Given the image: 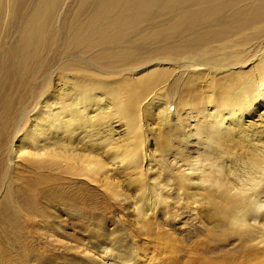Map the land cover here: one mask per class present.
I'll use <instances>...</instances> for the list:
<instances>
[{
	"label": "bare ground",
	"instance_id": "1",
	"mask_svg": "<svg viewBox=\"0 0 264 264\" xmlns=\"http://www.w3.org/2000/svg\"><path fill=\"white\" fill-rule=\"evenodd\" d=\"M25 1L0 0V127L9 125L14 113H19L17 105L10 101L8 89L18 86L34 93L36 89H28L26 79L35 77L46 51L56 42L52 23L60 0H36L19 15ZM77 4L69 22L62 24L63 49L80 54V59L75 60L78 63L84 61L93 69L115 72L123 78L103 83L83 68L86 79L81 78L83 83L76 86L78 95L70 100V107L59 101L57 107L35 115L25 138L17 147L10 144L9 158H0V231L13 249L24 250L15 264H48L50 260L48 244L36 241L38 237L30 239L25 229L26 223L35 225V217L42 211L38 189L47 186L50 199L61 202L66 210L85 189H63V183L43 181V175L23 179L16 185L10 177V165L22 156L40 161L79 158L74 164L81 162L84 170L99 173L107 164L78 153L80 139L94 140L100 129L111 130L113 122L123 121L125 135L135 147L125 149L121 161L140 168L142 155L147 158V147L138 110L148 90L158 85H166L168 94L158 112L167 128L159 136L158 145L168 149L175 143L174 155L192 143L200 151L194 152V157L186 156L187 168L178 163L185 157L161 160L158 170L162 169L151 186L152 200L147 206L132 202V211L148 219L159 217L175 227L180 216L188 221L190 229L196 223V212L209 210L210 219L215 218L213 224L204 230L195 225L194 232L202 237L197 241L201 252L192 253L187 264H264V39L248 48L256 34L264 31V0H79ZM18 18L22 21L16 41L2 46L8 26ZM235 52L239 54L233 55ZM248 55L253 56L248 60ZM232 56L234 62H230ZM225 61L229 63L218 64ZM249 64L252 66L246 68ZM141 67H147L145 72L139 71ZM173 71L177 73L172 77ZM180 81L192 86V90L177 96ZM96 93L104 96L105 106L96 105ZM259 109L263 111L257 115ZM253 114L262 120L259 124L245 119ZM22 115L25 113L20 114L18 122ZM41 122H47L43 125L45 131L52 127V136H45ZM42 134L45 142L37 148L36 140ZM109 144L110 141L106 145ZM11 187H19L15 197ZM189 194L191 202L186 200ZM16 203L33 219H25L26 214L21 215ZM121 234L111 232L108 239L98 240L94 254L73 253L81 264H138L139 252L133 243H122ZM155 247L160 264L176 258L172 243ZM31 257H35L34 263ZM72 261L71 257L69 262Z\"/></svg>",
	"mask_w": 264,
	"mask_h": 264
},
{
	"label": "rangeland",
	"instance_id": "2",
	"mask_svg": "<svg viewBox=\"0 0 264 264\" xmlns=\"http://www.w3.org/2000/svg\"><path fill=\"white\" fill-rule=\"evenodd\" d=\"M78 1L79 0H60V4L58 5L57 12L52 23V30H55L54 35L56 36L55 45L48 53L46 51L45 57L41 63L42 65L40 64V67L42 68H40L35 77L33 76L31 77L32 79H26L30 84L28 86V89L31 88V86L36 89L34 93H30L26 89L20 90L18 86L12 87L7 91L11 103L13 101V103L17 105L16 108L19 109V113L18 115L15 114L16 112L14 113V118H12V121L9 120L10 123L8 122L9 125L0 127V158L3 155L9 158L11 154L9 148L10 144H12L14 147L18 146L19 140L24 139L25 134L32 129L35 117H37L42 110L46 108L53 109V107H57L58 103L60 102L65 103L64 106L66 104L67 106L70 105V100L76 98V96L78 95V93L76 94V86L83 83L82 80L86 79H83V68H85V70H90L92 74L97 76L96 79H99L103 83L111 84V82H116V80H118L120 77L123 78V75L117 74L115 72L109 73L98 71L96 67L95 69H93L92 66H89L88 63H83L84 61L78 63L77 61L80 59V54L67 52V50L63 49L61 35L64 31V28L62 27V24L69 22L71 16H73V13L75 12ZM34 2L36 3V0H26L25 4L20 7L19 15L24 14V12L34 4ZM15 21V24H11L10 26H8L5 37H3L2 40V46H5L9 42L16 41L18 31L21 27L22 19L18 18L15 19ZM261 25H264V23ZM256 36L248 45V48L254 45L253 43L264 39V31L256 34ZM237 53L238 52H235L233 53V55ZM248 56L249 57H247V59L249 60L253 55ZM76 59L77 61H75ZM230 60V62L235 61L233 56L230 57ZM227 62L228 61L218 62V64ZM251 66L252 64H249L246 68H250ZM146 68L147 67H141L139 71L145 72ZM80 72H82V74ZM175 73L177 72L173 71L171 76L173 77ZM89 75H91V73ZM216 75L222 76L223 74L218 73ZM171 76L170 79H168L169 82L172 80ZM200 85H203V83H201ZM73 87H75V91ZM204 88L209 89L211 87L205 86ZM174 90L175 85L174 88H172L173 93ZM191 90L192 86L188 84H182L181 81L177 83V96L186 94ZM146 94V97L140 103L138 110L141 114L142 121L140 123H142L141 125L143 127V133L145 135L144 142L145 146L147 147V158L145 159L144 154L142 155L144 160L140 161L142 162L140 168L135 167L131 163H128L126 160L121 161L124 153L123 151H126L125 149H128V151H130L131 148L135 147L134 143L125 135V124L123 121H119L116 123L113 122L110 126L111 130H109V128L100 129L101 131L98 132L94 140H91L93 139L91 137H84L82 133H79L78 135L79 137H84V139H80L81 142L78 144V153L87 155L90 159L93 160H96L97 158L101 159L105 164H107L106 169L99 171V173H92L90 170H84V166H81V162L79 165L74 164L75 162L73 161L79 158H73L69 161L46 158L45 160L40 161L36 158L31 159V157L22 156L18 159H15V167L13 164L10 165V169L12 170L10 172V177L13 178V181L16 185L22 184L23 179H34L35 175L37 177L43 175L46 176L43 178L41 177L43 181L49 179L51 181L53 180L52 182L63 183V189L65 188L76 191H78L79 188L85 189V192L83 193L77 192L78 197L75 201L76 203L74 202L73 205L70 206V208H68L67 210L61 205V202L53 201L52 199H50L51 196H49L48 194L47 186L40 187L38 189L39 193L37 200L38 205L42 207V211L40 215H37V217H35V225L33 223L26 225L28 224L26 223L25 229L28 231L27 235H29L30 239L36 240L38 237L40 240L38 239L36 241L41 244H48V253L51 254L49 256L50 260L48 264H81V262L77 260L73 252H79L81 253L80 255L91 253L94 254V252H96V246L94 243L101 239H108V237H111V232H113L114 235L117 233H122L121 235H123L124 239H126H123L122 243L126 242V245H129V243H133L134 249L137 250L140 254V260L138 264H160L158 257L159 255L157 254V251L154 250V248H156L155 245L162 246V244L166 242H168L169 244L172 243L176 250V258H169L168 264H187L188 257L192 253L201 252V246L199 248L200 244L197 243V241H199L202 237L198 232L196 234V232H194V229L197 226L204 230L205 227H210L213 224L215 218L210 219V216L212 215L211 213H209V210L208 213L203 212L202 210L196 212L197 219L194 218L196 219V223H194V225L192 226L193 228L191 227L190 229H188L189 225L186 224L188 221H184L185 218H182L180 216L179 219L181 221H179V223L175 227L169 225L168 223H165L159 217H154L152 218V220L146 218L143 213H136L132 211L135 204L147 206L150 202L149 200H152L153 196L151 194V186L152 184L156 183L155 180H157V178L155 177L159 170L162 169L160 168L158 170L161 160L171 161L172 159H174V157H177L178 159L185 157V160H180L178 163L179 165H183L182 168H187L184 165L187 164L186 161L188 160L186 156L188 154H191L194 157V152L200 151L195 147V143H192L190 144L189 148H184L179 155H174V153L176 152L175 149L177 148L175 147V143H173L174 146L171 145V147L168 149L162 148L158 145L159 136L167 130L166 124L164 126L163 119L160 118L158 113L163 107V99L165 98V96L168 97V94H166V85L165 88L159 85L153 87L149 89ZM94 96H96L94 98H96V101H98V104L96 105H99V107L106 105L103 98L104 96H102L100 93H96L94 94ZM54 102L56 103V105L54 104ZM49 103H51V105H49ZM93 108H95V106H93ZM91 110L92 109H90L89 113L92 114L93 111ZM262 111V109H259L257 110L256 114L259 115L260 113H262ZM23 112L25 113V115H22L23 117L21 121L18 122L19 116L21 113L23 114ZM256 114L247 116L245 117V119H247V121L249 120L252 123L255 122L259 124L261 119ZM40 124L42 129H44L42 131L47 132L45 136H52V127L49 126V130L45 131L46 127L43 125H47V122H41ZM17 127L18 130L16 129ZM15 131L17 132L16 134ZM43 135L44 134L39 136L38 140H36L37 148L41 144L43 145L45 142L46 137ZM107 138H109V140H107ZM108 141H110L111 144L106 145ZM112 157H115V159H112ZM173 169L174 168H172V170ZM104 176H107V179H104ZM11 188L13 197H15V194L17 195L19 192V187L16 189H14L13 187ZM2 191H0V202L3 193ZM192 191V188L188 189V193L192 194L194 192ZM191 194L186 196V200L188 199L187 202L192 201ZM197 197L199 196H196V198ZM42 198L44 199L42 200ZM132 202H135V204L133 205ZM203 203H205V201ZM16 204L19 211L21 210V215L26 214L25 219L30 220L32 218V215L27 214L28 212L22 209L19 203ZM188 205L191 207L190 204ZM209 208H211V206H209ZM19 211L18 214H20ZM79 212L83 213L81 214ZM1 226L2 225H0V227ZM191 231L193 232L191 233ZM100 232H102L103 234H101ZM192 234L193 236L191 237ZM1 236L0 264H15V261L19 259V256L21 257V250L24 251L23 248L17 249L18 247H16V249H13L14 247H12L9 242H7L9 241L8 239L5 240L2 232L0 233V237ZM41 236L43 238H41ZM10 241H13V239H10ZM15 242L14 244L17 245L18 242L16 240ZM71 257L73 258V261L69 262ZM33 258L35 257H31V263L35 262ZM81 258H83V256Z\"/></svg>",
	"mask_w": 264,
	"mask_h": 264
}]
</instances>
